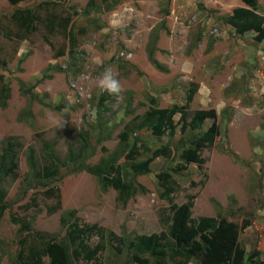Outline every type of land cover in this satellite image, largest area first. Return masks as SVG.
<instances>
[{"label": "rangeland", "instance_id": "1", "mask_svg": "<svg viewBox=\"0 0 264 264\" xmlns=\"http://www.w3.org/2000/svg\"><path fill=\"white\" fill-rule=\"evenodd\" d=\"M90 1L24 0L12 5L0 0V61L5 62L0 74L11 87L7 106L0 105V152L10 136L23 143L17 176L7 183V199L13 204L0 223V264H11L20 241L28 234L19 231L11 213L32 218L34 230L59 237L64 235L60 217L66 208H77L84 222H98L117 233L167 230L170 204L159 196L156 178L157 170L174 166L167 158H157L152 173L138 177L147 192L128 201L115 188L103 191L98 177L79 170V163L97 164L117 154L119 133L127 122L150 109L152 98L160 107L185 104L193 81L200 89L189 112L216 108L222 135L203 151L207 160L203 168L191 164L176 175L174 201L180 204L193 196L195 218L250 219L251 225L241 233V243L248 251L261 250L264 259V40L256 41L254 32L239 35L221 19L234 7L244 6L243 1L117 0L113 11L96 8L85 15ZM94 1L103 5L102 0ZM25 7L40 15L37 29L27 35L11 18L16 8ZM260 10L264 13V0H260ZM69 15L78 40L71 60L68 32L63 26ZM157 34L155 57L167 71L155 67L148 57V44ZM106 67L113 69L123 86L119 99L97 87ZM45 74L49 77L37 83ZM20 79L37 83L35 91L43 102L30 101L22 94ZM29 102L33 123L19 119ZM175 118L179 120L180 114ZM54 119H64L63 127L56 128ZM81 130L89 132L91 147L86 158L74 161L72 154L76 156L81 145ZM140 136L139 144L158 143L148 131ZM180 136L179 126L174 142ZM46 140L54 143L60 171L44 179L46 185L26 192L22 185L29 168L25 149L32 145L40 164L45 165ZM168 140L165 135L161 142ZM50 187H58L62 195V209L53 213L49 209L56 199L45 194ZM97 241L98 237L92 244ZM102 256L101 260L107 258Z\"/></svg>", "mask_w": 264, "mask_h": 264}, {"label": "trees", "instance_id": "2", "mask_svg": "<svg viewBox=\"0 0 264 264\" xmlns=\"http://www.w3.org/2000/svg\"><path fill=\"white\" fill-rule=\"evenodd\" d=\"M22 1L24 0H9L12 5ZM167 1L170 3V0ZM242 1L244 6L234 7L221 19L231 25L239 35L254 32V39L261 42L264 40V13L260 10V0ZM102 3V6H98L91 0L85 9V15H89L96 8V11H113L118 2L102 0ZM72 7L74 6H70ZM74 13L78 14V11L75 9ZM165 14H170L168 8L165 9ZM11 18L27 32L23 35H27L37 29L40 15L36 9L25 7L16 8ZM63 26L68 32L71 60L75 55L78 40L70 15L65 17ZM158 37L157 34L155 39L149 42L148 57L155 67L167 71L168 68L155 57ZM4 65L5 62L0 61V67ZM45 77L49 76L43 75L37 83H41ZM37 83L28 84L20 79L19 89L30 101L43 102L35 91ZM0 84V105L6 107L11 87L2 74ZM199 89L198 82H191L186 92V103L183 105L160 107L158 101L152 98L153 106L144 114L134 116L119 133L120 146L117 154L102 158L97 164H84V161L79 163V170L85 169L98 177L103 191L115 188L122 199L128 201L139 192H147L146 187L138 182V177L152 173L151 165L157 158H167L174 166L161 168L156 172L159 196L170 204L167 230L152 233H117L98 222H84L77 208H66L62 210L60 217L64 235L59 237V234L36 231L32 218L11 213L12 221L20 225L19 231L28 232L20 241V250L14 258L12 257L11 264H264L261 250L255 248L248 251L241 243V233L251 225L250 219L244 218L239 222L226 216L209 215L195 218L192 215L193 196L180 204L174 201L178 185L176 175L191 164L203 168L207 161L203 151L213 147L222 135L216 108H201L193 113L189 112L190 104ZM55 107L59 109L61 106ZM177 114H180L179 120L175 118ZM19 119L33 123L31 102L20 114ZM208 121L209 125L206 124ZM179 126L182 136L174 142ZM144 131L156 137L158 143L152 146L145 142L139 144L142 141L140 133ZM109 135L110 131L106 137ZM165 135L169 136V140L163 143L161 139ZM79 139L81 145L76 156L71 153L74 161L86 158L91 147L88 131L81 130ZM43 147L48 161L45 165L40 164L39 156L32 145L25 149L29 167L22 181L25 191L31 187L46 185L44 179L52 178L60 171L61 160L55 151L54 143L46 140ZM22 150L23 143L17 137L10 136L3 142L0 152V223L13 204L7 199V183L17 176L18 159ZM94 151L93 147L92 152ZM177 159L179 162H176ZM45 194L56 199V205L51 206L49 213L62 209V195L58 187L48 188ZM96 237L99 241L92 244ZM101 256L107 258L101 260Z\"/></svg>", "mask_w": 264, "mask_h": 264}, {"label": "clouds", "instance_id": "3", "mask_svg": "<svg viewBox=\"0 0 264 264\" xmlns=\"http://www.w3.org/2000/svg\"><path fill=\"white\" fill-rule=\"evenodd\" d=\"M97 87L102 92H107L109 95L120 98L121 93L124 91L123 86L120 80L117 78V75L114 73L111 67H106L103 72L99 75L97 79ZM54 123L56 128L63 127L64 119L55 120Z\"/></svg>", "mask_w": 264, "mask_h": 264}]
</instances>
